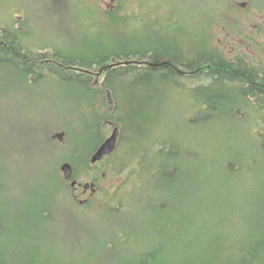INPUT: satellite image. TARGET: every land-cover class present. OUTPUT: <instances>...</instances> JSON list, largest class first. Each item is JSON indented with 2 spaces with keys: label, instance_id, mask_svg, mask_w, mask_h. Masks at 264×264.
Wrapping results in <instances>:
<instances>
[{
  "label": "rangeland",
  "instance_id": "obj_1",
  "mask_svg": "<svg viewBox=\"0 0 264 264\" xmlns=\"http://www.w3.org/2000/svg\"><path fill=\"white\" fill-rule=\"evenodd\" d=\"M128 1L130 8L112 21L87 0H0V27L18 21L33 53L58 49L92 60L128 32L116 19L138 14L143 20L133 22L135 29L150 23L156 31L141 34L142 49L190 58V46L197 51L206 41L207 49L233 60L222 44L228 32L239 31L226 16L229 0ZM168 20L176 26L163 28ZM247 54L250 64L264 66V59ZM140 68L139 78L121 76L118 85L126 100L136 99L117 116L129 130L124 143L95 167L89 147L79 153L75 178L83 184L96 178L99 190L81 206L61 166L95 122L106 129L105 140L113 132L111 109L99 93L103 76L93 75L96 98L85 104L83 80L72 70L55 66V74L44 71L29 81L0 66V246L28 244L46 264H192L201 258L237 264L244 236L260 230L264 218L257 112L249 102L237 105L236 115L232 102L223 111L200 110L197 99L207 94L201 85L208 84L201 75L184 87L148 79L153 69Z\"/></svg>",
  "mask_w": 264,
  "mask_h": 264
},
{
  "label": "trees",
  "instance_id": "obj_2",
  "mask_svg": "<svg viewBox=\"0 0 264 264\" xmlns=\"http://www.w3.org/2000/svg\"><path fill=\"white\" fill-rule=\"evenodd\" d=\"M139 19L143 20L138 14L130 16L127 20L117 18V22H124L122 23L125 24L123 28L127 27L128 32H121L114 37V48L105 52L106 55L102 56L101 59L92 60L78 55L76 56L79 58H76L74 57L75 55L58 49L51 50L47 53H43L42 50L38 53L31 52L25 42L27 37L18 25V21H16L14 25L0 27V66L19 73V75L27 78L29 81L30 78L31 81L35 80L37 74L39 77L43 76L44 71L48 74H55V66L65 70H72L77 73L78 78L83 80L82 87L85 89L80 99L82 98L81 101L83 100L85 104L92 102L96 98L94 94L95 89L93 90L92 88L93 75L98 78L103 76V86L99 93L105 99L104 105H107L111 109L108 112L110 116L109 120L115 122L114 124L116 126H122L119 145L124 143L123 137L129 130L127 129L126 122L117 116L122 113L126 114L136 104L134 97L126 100V91L118 89L121 76L128 77L136 75L139 78L140 74L138 71L141 69L140 66L148 63L149 65L152 64L149 67L153 70L149 71L150 73L146 77L148 79L153 77L152 80L154 81L159 76L165 81H170L177 84V86L185 87V80L196 79L198 75H201L199 78L206 80L208 84L201 85V88L207 94L197 99L201 102L199 105L200 110L207 108L217 112L223 111V106L229 105V102H232L231 105H235L231 113L236 115L238 112L236 109L237 105L241 106L242 102L251 103L257 112V148L259 153L264 157V72L258 71L255 66L247 61L248 59L230 60L220 54V52L212 49H208L209 55L199 54L195 59L185 56L177 58V55L175 56L172 52L171 56L163 54V57H159L156 49L147 48L145 50L140 48L142 45L137 40L141 39V34L146 33L153 36L156 31L148 26L150 23L145 24L142 30L135 29L133 26L135 23L133 22L139 21ZM162 26L163 28L167 27L166 29H169L176 26V22L168 20ZM208 38L210 40L209 34ZM45 50L48 49L45 48ZM190 52L196 51L191 50ZM99 54L98 51L97 55ZM184 62H187V64ZM166 63H171L177 68L180 65L187 68L203 66L206 71L204 73L188 75L165 67H162L158 71V65H170ZM101 71L102 73H100ZM121 98L127 104L121 106ZM221 100H224V103ZM127 106L128 109L126 108ZM141 115L142 113L137 116L133 115V117L140 118ZM94 124L95 126L88 127L90 128L87 135L88 139L81 138L80 140H75L71 148L69 161L73 165L74 173L80 162L79 153L81 150L89 147L92 155L105 140L106 129L100 126V122L98 124L95 122ZM119 145L118 148L120 147ZM84 162L87 163V160ZM2 180H5V175L0 169V182H3ZM2 226L0 221V228ZM259 228L260 230H253L244 236L237 264H264V218L260 221ZM13 239L17 242L23 241L20 238ZM8 248L10 247L5 245L0 246V264H46L41 261L40 251L29 247L28 244L15 246L14 250H8ZM128 264H157V262L153 261L152 263H148V261L142 260L131 261ZM192 264H209V262L201 258L200 261H194Z\"/></svg>",
  "mask_w": 264,
  "mask_h": 264
},
{
  "label": "flooded vegetation",
  "instance_id": "obj_3",
  "mask_svg": "<svg viewBox=\"0 0 264 264\" xmlns=\"http://www.w3.org/2000/svg\"><path fill=\"white\" fill-rule=\"evenodd\" d=\"M87 1L94 3L96 5V9H98L100 13L102 14L104 13V15H108L107 17H110L112 21L115 20L113 18L119 16L120 12L125 11L124 9L130 8L131 5L129 1L126 3V0H87ZM227 10H228V14L226 16L227 18L230 17L229 19L230 25L231 22L239 24V28H238L239 31L232 33L228 32L225 36L224 41H222L223 42L222 44L224 45L223 48L227 49V50L224 49L223 50L227 52L229 58L233 60L248 59L247 57L249 56L247 54V51L249 49L252 51V53L257 59L259 58L264 59V0H229V8L227 7ZM227 27H229V24L226 27H224V30H226ZM204 33L205 32H203V36ZM194 36H195L194 38L197 39V42H201L199 40L201 39L200 34L197 33ZM206 46H207V42L204 41L202 43V47L200 48V50H197L196 52H190L192 49V46H190V49L187 50L191 53V56L189 57L195 59L199 54L209 55V51L207 49L208 46L207 47ZM174 53H176V51ZM177 58H180V56H177ZM184 63L187 64V62ZM166 64H170V65L162 66L161 64L158 65L157 68L158 69H162V67L170 68L176 72H181L186 75L193 73H204L206 71L204 70L203 66H195L194 68H187L184 67L183 65H180V67L177 68L173 66V64L171 63H166ZM151 65H149V63L145 64V66H151ZM255 68L258 69V71L260 72H264V66L262 65L258 67L255 66ZM100 73H102V71ZM108 123L110 124L111 127H113V129L119 127L116 126L111 121H108ZM120 139H121V129H120ZM103 143L104 142H102V144ZM100 163H97L96 165H92V167H95ZM74 179L77 180L76 178ZM77 182L78 183L75 188L71 186L73 192L72 194L76 202H78L81 206H85L90 202V199L94 197L99 191L98 184L96 182V178L91 182H86V183H94L96 185V192L93 193L91 189L85 190L84 186L86 183L83 184L78 180Z\"/></svg>",
  "mask_w": 264,
  "mask_h": 264
},
{
  "label": "water",
  "instance_id": "obj_4",
  "mask_svg": "<svg viewBox=\"0 0 264 264\" xmlns=\"http://www.w3.org/2000/svg\"><path fill=\"white\" fill-rule=\"evenodd\" d=\"M61 137H64V134L61 135ZM120 137V129L115 128L112 132V134L104 141L103 144L99 146V148L93 153L90 159L91 165H96L100 161H102L104 158L112 155L114 151L116 150L118 141ZM61 172L65 178L66 181H71V186L76 187L77 180L74 179V169L71 163L65 162L61 166ZM85 190L91 189L93 193L96 192V185L94 183H86L84 186Z\"/></svg>",
  "mask_w": 264,
  "mask_h": 264
},
{
  "label": "bare ground",
  "instance_id": "obj_5",
  "mask_svg": "<svg viewBox=\"0 0 264 264\" xmlns=\"http://www.w3.org/2000/svg\"><path fill=\"white\" fill-rule=\"evenodd\" d=\"M161 69H159L158 71H160Z\"/></svg>",
  "mask_w": 264,
  "mask_h": 264
}]
</instances>
